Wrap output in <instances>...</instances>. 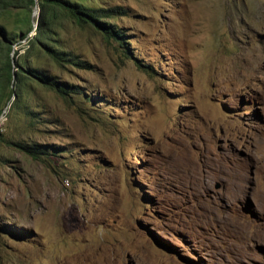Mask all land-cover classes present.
Returning <instances> with one entry per match:
<instances>
[{
    "label": "rangeland",
    "instance_id": "1",
    "mask_svg": "<svg viewBox=\"0 0 264 264\" xmlns=\"http://www.w3.org/2000/svg\"><path fill=\"white\" fill-rule=\"evenodd\" d=\"M83 2L123 10L59 20L85 67L12 44L78 93L0 88V264H264V0Z\"/></svg>",
    "mask_w": 264,
    "mask_h": 264
},
{
    "label": "trees",
    "instance_id": "2",
    "mask_svg": "<svg viewBox=\"0 0 264 264\" xmlns=\"http://www.w3.org/2000/svg\"><path fill=\"white\" fill-rule=\"evenodd\" d=\"M84 0H0V16L11 7L20 11L19 20L26 23L25 28H7L0 22V88L8 86V96L18 97L20 89L28 79L41 83L59 94L78 93L72 89V85L64 80L55 79L54 75L33 66H26L22 60H17L13 65L10 51L12 44L25 39L26 45H22L25 51L33 50L50 56L55 62L72 63L79 67H85V62L79 59L77 54L62 48L58 42L57 29L61 18H68L79 27L89 26L102 32L106 37H117L118 29L111 27L104 21L105 17L122 14L119 5L103 6L83 2ZM37 4L38 11L35 23L30 17L32 6ZM33 26L35 33L28 35V30ZM18 37V39H16ZM15 50V48H14ZM13 66L16 68L14 69ZM16 99V98H15ZM14 99V101H15ZM13 100V99H12ZM12 102V101H11ZM1 111V108H0ZM14 144L32 156L41 157L47 153L39 144L15 141Z\"/></svg>",
    "mask_w": 264,
    "mask_h": 264
},
{
    "label": "water",
    "instance_id": "3",
    "mask_svg": "<svg viewBox=\"0 0 264 264\" xmlns=\"http://www.w3.org/2000/svg\"><path fill=\"white\" fill-rule=\"evenodd\" d=\"M263 180H264V172H263Z\"/></svg>",
    "mask_w": 264,
    "mask_h": 264
},
{
    "label": "bare ground",
    "instance_id": "4",
    "mask_svg": "<svg viewBox=\"0 0 264 264\" xmlns=\"http://www.w3.org/2000/svg\"><path fill=\"white\" fill-rule=\"evenodd\" d=\"M237 181H238V180H237ZM238 193H239V192H238ZM238 193H237V194H238Z\"/></svg>",
    "mask_w": 264,
    "mask_h": 264
}]
</instances>
